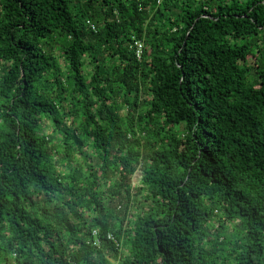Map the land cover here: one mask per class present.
Masks as SVG:
<instances>
[{"label":"trees","instance_id":"16d2710c","mask_svg":"<svg viewBox=\"0 0 264 264\" xmlns=\"http://www.w3.org/2000/svg\"><path fill=\"white\" fill-rule=\"evenodd\" d=\"M0 264H264V0H0Z\"/></svg>","mask_w":264,"mask_h":264},{"label":"built area","instance_id":"2783aa9c","mask_svg":"<svg viewBox=\"0 0 264 264\" xmlns=\"http://www.w3.org/2000/svg\"><path fill=\"white\" fill-rule=\"evenodd\" d=\"M157 1L159 2L160 0H157ZM92 27H94V26L92 25ZM133 43L136 46L135 55L139 58L141 55V52H142V42L140 40L135 39ZM96 233H97V231L94 229L92 231V234L96 235ZM106 237H107V239L111 240L115 244V246H119V241L116 239V237L111 232H108L106 234ZM93 243L94 244L98 243V240L95 239Z\"/></svg>","mask_w":264,"mask_h":264},{"label":"rangeland","instance_id":"374dc122","mask_svg":"<svg viewBox=\"0 0 264 264\" xmlns=\"http://www.w3.org/2000/svg\"><path fill=\"white\" fill-rule=\"evenodd\" d=\"M61 61V59H60ZM46 124H44L46 126V132L47 133H53L52 130H51V125L48 121L45 122ZM58 137V135H57ZM57 166H59V164H57ZM60 167V166H59ZM140 178V171L139 170H136L134 172V174L131 176V182L133 185H136L138 183V179ZM113 263H115L117 260L114 259L113 257L110 259Z\"/></svg>","mask_w":264,"mask_h":264}]
</instances>
